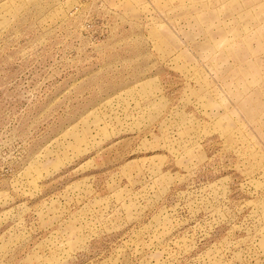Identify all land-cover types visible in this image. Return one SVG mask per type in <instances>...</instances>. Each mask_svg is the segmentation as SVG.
<instances>
[{"label": "rangeland", "instance_id": "obj_1", "mask_svg": "<svg viewBox=\"0 0 264 264\" xmlns=\"http://www.w3.org/2000/svg\"><path fill=\"white\" fill-rule=\"evenodd\" d=\"M0 264H264V0H0Z\"/></svg>", "mask_w": 264, "mask_h": 264}]
</instances>
